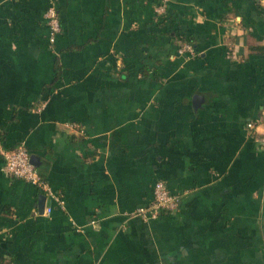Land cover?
<instances>
[{
    "label": "crops",
    "instance_id": "obj_1",
    "mask_svg": "<svg viewBox=\"0 0 264 264\" xmlns=\"http://www.w3.org/2000/svg\"><path fill=\"white\" fill-rule=\"evenodd\" d=\"M19 145L64 205L0 154V264H264V0H0ZM157 180L179 209L134 216Z\"/></svg>",
    "mask_w": 264,
    "mask_h": 264
},
{
    "label": "built area",
    "instance_id": "obj_2",
    "mask_svg": "<svg viewBox=\"0 0 264 264\" xmlns=\"http://www.w3.org/2000/svg\"><path fill=\"white\" fill-rule=\"evenodd\" d=\"M46 17L50 29V42L54 43L62 31L59 12L55 5H51L48 8ZM179 52L181 54L188 53L191 56H195L196 54L194 46L189 42L182 43L179 47ZM0 154L5 160V172L35 185L45 192L48 197L56 200L60 205H64L61 196L52 190L37 166L31 161V153L24 145H19L10 150L0 148ZM153 193L154 198L152 202L146 206L137 208L133 212L134 216H139L149 221L159 218L163 212L174 213L179 209L181 195L172 192L163 180L155 182ZM46 210L50 213L52 208L47 207Z\"/></svg>",
    "mask_w": 264,
    "mask_h": 264
},
{
    "label": "water",
    "instance_id": "obj_3",
    "mask_svg": "<svg viewBox=\"0 0 264 264\" xmlns=\"http://www.w3.org/2000/svg\"><path fill=\"white\" fill-rule=\"evenodd\" d=\"M199 100H202V97L201 96H197L195 99H194V103H195V107H199L198 105V101ZM197 101V102H196ZM31 161L36 165V166H39V158L38 156L36 155H31Z\"/></svg>",
    "mask_w": 264,
    "mask_h": 264
},
{
    "label": "trees",
    "instance_id": "obj_4",
    "mask_svg": "<svg viewBox=\"0 0 264 264\" xmlns=\"http://www.w3.org/2000/svg\"><path fill=\"white\" fill-rule=\"evenodd\" d=\"M189 43H191V44L193 45V43H192V42H190V41H189ZM43 178H44V177H43Z\"/></svg>",
    "mask_w": 264,
    "mask_h": 264
}]
</instances>
